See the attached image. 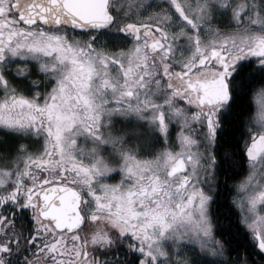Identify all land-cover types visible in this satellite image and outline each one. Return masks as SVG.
I'll list each match as a JSON object with an SVG mask.
<instances>
[{
    "label": "snow or ice",
    "instance_id": "snow-or-ice-1",
    "mask_svg": "<svg viewBox=\"0 0 264 264\" xmlns=\"http://www.w3.org/2000/svg\"><path fill=\"white\" fill-rule=\"evenodd\" d=\"M0 264H264V0H0Z\"/></svg>",
    "mask_w": 264,
    "mask_h": 264
}]
</instances>
